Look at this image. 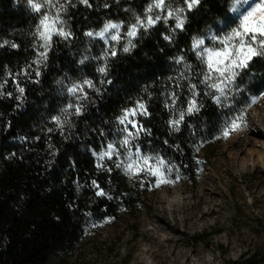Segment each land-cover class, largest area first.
I'll return each instance as SVG.
<instances>
[{
	"label": "trees",
	"instance_id": "trees-1",
	"mask_svg": "<svg viewBox=\"0 0 264 264\" xmlns=\"http://www.w3.org/2000/svg\"><path fill=\"white\" fill-rule=\"evenodd\" d=\"M150 2L89 0L85 5L80 0H64L67 11L62 16L72 35L53 38L48 60L37 77L35 31L21 30L36 24L39 14L27 6V0H0V264H68L79 256L88 230L106 218L119 219L122 212L133 215L144 204L155 178L130 176L117 168L125 157L98 158L109 142L120 138L117 132L123 126L116 117L122 109L135 106L138 100L146 104L149 114L139 115L137 121L147 131L142 129L135 143L144 154L154 159L162 156L194 182L203 170L198 154L203 144L219 142L225 117L242 106L246 112L251 97L263 92L261 58L255 59L252 72L240 81L241 90L233 92L223 108L202 94L200 110L187 113L190 93L186 83L177 88L169 80L182 70L175 62L181 55L195 71L202 67L191 51L192 37L223 27L227 0H201L188 14L183 30L173 31L174 19L141 29L129 52L123 51L125 35L123 42H112L106 49L107 53L114 47L117 55L98 62L85 34L101 30L109 21H123L121 32L125 34L137 15H145ZM101 67L107 68V75L98 71ZM84 79L93 80L100 92L86 89L89 99L83 113L72 117L73 126L61 129L52 117L61 115L65 105L74 101L67 88ZM191 79L197 82L195 75ZM17 83L25 89L19 100ZM173 90L179 97L175 104L170 95ZM182 109L185 116L177 131L169 121L178 118ZM98 162L103 167H97ZM100 190L106 195H98ZM209 235L188 239L206 240ZM259 262H264V251L244 254L227 264Z\"/></svg>",
	"mask_w": 264,
	"mask_h": 264
},
{
	"label": "rangeland",
	"instance_id": "rangeland-1",
	"mask_svg": "<svg viewBox=\"0 0 264 264\" xmlns=\"http://www.w3.org/2000/svg\"><path fill=\"white\" fill-rule=\"evenodd\" d=\"M38 22L21 32L35 31ZM85 38L98 62L106 61L112 41ZM248 105L246 125L198 151L203 170L194 182L174 169V183H154L133 215L122 212L88 230L68 264H227L264 251V97ZM206 233V240L188 239Z\"/></svg>",
	"mask_w": 264,
	"mask_h": 264
},
{
	"label": "snow or ice",
	"instance_id": "snow-or-ice-1",
	"mask_svg": "<svg viewBox=\"0 0 264 264\" xmlns=\"http://www.w3.org/2000/svg\"><path fill=\"white\" fill-rule=\"evenodd\" d=\"M80 2L85 5L89 4V0H80ZM27 4L40 16L34 33L37 43L34 45L36 57L33 61L36 65L34 74L39 77L41 75L40 66L48 60L53 38L59 36L68 39L72 33L65 30V21L61 15L67 11L66 4H60L59 0H27ZM200 5L201 0H151L145 8V15H137L134 22L127 25L125 34L121 32L124 27L123 21H109L100 31L88 32L86 35L102 38L105 42L110 40L117 44L126 35L128 39L123 51L129 52L132 47H135L133 40L140 35L141 29L146 31L161 20L168 23L170 19H174L175 28L173 31L183 30L188 14ZM154 10L159 11L153 14ZM222 24L221 28L209 29L207 35H193L191 51L202 66L198 71L193 69V65L183 55L175 59L176 64L182 66V70L177 71L175 78L170 76L169 80H172L177 88H183L186 83L190 93L186 104V111L189 114L200 110L201 104L198 97L202 94L210 97L221 108L225 107L224 101L233 92L241 90L240 81L244 74L252 72L255 59H264V0H227V11L224 13ZM165 39L171 40V37L166 35ZM5 43L8 42L5 41ZM12 47L15 48L17 45L12 44ZM107 55L115 57L117 51L114 47L110 48ZM23 71L27 76V68ZM98 71L107 75L106 67H101ZM192 75L197 77L196 83L192 82ZM103 83H111V81H103ZM0 88H3L2 84H0ZM17 88L21 94L16 97L19 100L25 89L19 83H17ZM86 89L100 92L91 79L74 82L67 88V92L75 98L74 101L70 100L65 105L61 115L52 117V120L61 129L65 125L73 126L72 117L80 116L83 113L84 102L89 99V92ZM7 95L11 96L12 93H7ZM170 95L172 103L175 104L179 99L177 92L173 90ZM260 97H264V92H260L259 97L252 96V103H255ZM233 101H235L234 97ZM234 106V103L231 104L229 110L231 111ZM247 106L250 107V105ZM148 114L146 104L139 100L136 101L135 106L122 109V114L116 117L119 125L123 126L117 132L120 138L118 141L109 142L106 149L98 154V158L102 161L112 159L114 156L125 157L116 164L117 168H122L130 176H151L155 178V186L159 187L161 184L174 183V180L170 178V172L174 169L162 156H157L154 159L152 155L144 154L140 145L135 143L139 132L143 129V125L135 117ZM184 116L185 110L182 109L179 112V117L171 119L169 124L179 131L178 125L184 120ZM246 123V112L242 106L232 115L225 117L219 135L227 139L233 131L243 127ZM49 131L52 130L49 129ZM101 135H104L103 131ZM97 167H103V164L98 162ZM107 170L112 171L111 168ZM92 184L96 185V181H92ZM97 194L106 195L103 190Z\"/></svg>",
	"mask_w": 264,
	"mask_h": 264
},
{
	"label": "bare ground",
	"instance_id": "bare-ground-1",
	"mask_svg": "<svg viewBox=\"0 0 264 264\" xmlns=\"http://www.w3.org/2000/svg\"><path fill=\"white\" fill-rule=\"evenodd\" d=\"M184 256L186 257V254ZM198 260H200L201 262H205V263L207 262L200 253L198 255Z\"/></svg>",
	"mask_w": 264,
	"mask_h": 264
}]
</instances>
